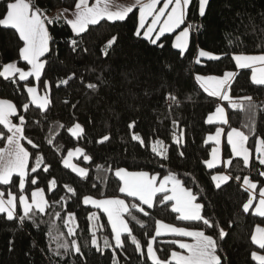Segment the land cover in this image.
Instances as JSON below:
<instances>
[{"label":"trees","instance_id":"trees-1","mask_svg":"<svg viewBox=\"0 0 264 264\" xmlns=\"http://www.w3.org/2000/svg\"><path fill=\"white\" fill-rule=\"evenodd\" d=\"M14 1L0 0V18L6 15L7 4ZM26 1L33 10L40 9L42 18H46L50 51L43 57L47 63L39 82L0 76V99L16 105L15 120L19 121L20 115L25 117L24 136L33 141L29 145L22 140L30 153L23 191L16 175L9 184L0 187L6 194L11 191L17 195L42 188L47 207L44 213L34 210L33 218L23 222L19 220L20 213L11 220L6 213H0V264H154L147 249L155 236L157 221L213 236L222 264H259L252 254L264 249L252 241V236L254 228L264 223V217L255 214L252 208L247 213L243 211L250 192L242 181L250 176L259 188L264 186V176L260 175L264 166L255 158L245 166L243 159L231 158L227 145L224 156L231 158L232 163L226 171L232 179L220 189L215 188L212 177L222 167L209 169L204 161L210 159L213 148L207 137L217 127L208 123L207 118L219 100L205 93L195 76L237 72L230 95L244 107L233 110L228 106L227 128L243 131L251 146L258 137L264 138V85L254 84L252 70H238L232 58L234 54H264V0H210L204 16L199 13V0H191L186 22L176 32L165 35L157 43L159 46L142 33L134 34L139 30L138 7L124 21L103 20L84 33L75 34L66 21L53 18L52 14L59 9H75L79 0ZM187 25L193 33L188 49L182 52L174 47L173 41L176 33ZM113 37L116 40L108 47ZM72 40L77 41L75 46ZM22 47L23 41L14 29L0 27V72L11 62L27 67L19 55ZM199 50L222 58L199 61ZM35 83L49 96L46 109L34 106L29 99L27 87ZM88 84L96 87L89 88ZM169 93L177 97L178 103L167 99ZM242 97H251V101ZM25 103L29 105L27 111L23 109ZM250 104L254 106L251 109ZM174 120L178 126L173 125ZM132 121L136 122L134 129L128 127ZM77 122L84 133L73 137L68 129ZM181 130L184 142L177 145L172 133L179 136ZM0 133L3 147L10 132L0 124ZM133 133L139 134L143 143L132 139ZM105 135L110 138L101 143ZM157 140L166 149L164 157L151 151ZM76 148L84 151L78 161L88 169L86 177L63 163L66 154ZM84 156L91 159L85 161ZM38 157L40 166L32 172ZM118 168L160 177L175 174L198 196L197 202L204 204L202 215L213 226L210 228L202 221L179 220L178 214L171 210L172 203H162L163 194H158L154 206L149 208L120 193L121 182L115 176ZM33 179L37 181L35 184ZM53 179L55 187L50 184ZM69 187L74 191L69 192ZM86 196L124 197L128 201L129 213L125 218L131 233L123 236L122 247L116 245L105 214L83 204ZM141 207L147 215L139 211ZM93 212L96 218L90 219ZM69 213L76 220L75 235H69V225L65 223ZM220 228L227 233L222 241ZM93 231L99 249L92 244ZM60 234L61 242L66 241L69 248L59 249L60 255H56L53 237ZM105 239L109 247H105ZM155 239L161 255L168 257L173 245L162 238ZM76 245L82 254L76 253Z\"/></svg>","mask_w":264,"mask_h":264},{"label":"snow or ice","instance_id":"snow-or-ice-1","mask_svg":"<svg viewBox=\"0 0 264 264\" xmlns=\"http://www.w3.org/2000/svg\"><path fill=\"white\" fill-rule=\"evenodd\" d=\"M158 0H151L150 3L144 4L142 0H132L127 6H122L116 11L110 10L108 0H95L92 6H89L88 0H79L76 4L78 11L75 14L74 19H70L67 23L71 26L76 34L84 33L89 25H96L100 23L101 20L106 19L109 22L124 21L128 18L129 14L133 13L134 10L139 6V18H140V28L144 27V20L146 16L152 17V25L155 26L161 17L165 15L166 10H168L169 5H174L171 8L170 13L163 22V27L159 29V35H163L165 32H170L173 28L178 27L183 23L184 18V7L190 3V0H165L163 7L156 11ZM210 0H199V13L204 16L206 9ZM155 13V14H154ZM46 18H42L40 9L33 10V6L30 2L26 0H15V2H10L7 4L6 15L0 18V27L14 29L19 38L23 41V47L19 49V55L23 61H26L30 65V69L25 71L17 67L15 63H8L3 67V71L0 72V76L5 79L14 78L16 74H19L20 81H26L29 77H35L36 81L39 82L41 75L45 69L47 63L46 60H42L46 53L50 51V34L45 23ZM153 27H149L147 31L143 32V36L151 39L150 33L153 32ZM136 36H140L141 32L137 30L134 33ZM182 36L187 38L189 36L188 30L182 33ZM152 39V43L157 45V40ZM116 37L108 41V47H111L115 42ZM185 41L177 43L176 47L183 49L186 44ZM72 45H76L77 41L72 40ZM159 46V45H157ZM105 55H107V50H105ZM200 57L219 60L222 58L221 55L212 54L207 51L201 50L199 53ZM233 60L237 69H245L251 67L254 63L264 64V54L262 55H245V54H234ZM199 62V61H198ZM237 72L226 71L222 76H202L197 75L195 79L199 82L201 88L205 93L214 98H219L223 101H228L231 109H241L243 110V104L236 103L230 95L231 84L234 81ZM251 80L254 84L264 85V73L259 77L253 73ZM61 83H67V81H61ZM47 87V85H46ZM87 87L95 88L96 85L88 84ZM27 92L31 96V102L33 104L39 105L41 108L46 109L50 104V99L47 93L44 96L39 95L38 88L35 86L27 87ZM167 99L173 102H177V97L169 93ZM242 100L251 101V97H242ZM29 105L25 103L23 109L27 111ZM253 105H249L251 109ZM17 113V108L14 103L9 100L0 99V124L4 125L11 135L7 136V145L9 147L5 149H0V183L7 185L10 183L13 174H18L20 177L19 188L23 191L26 183V177L28 176V162H29V151L21 143L22 140H27L29 145L33 144V141L24 136V125L26 123L25 117L23 115L19 116V124H13L10 117ZM214 121H220L227 124L226 109L221 105L217 106L212 114L208 116L207 122L213 123ZM174 126H178L177 121L172 122ZM135 121H132L128 127L130 129L135 128ZM68 131L73 137H80L84 133L83 126L77 122L74 126L70 127ZM222 129H217L214 135H208L207 139L209 141H214L217 146L221 144V132ZM183 130H181L180 135L177 136L175 132L172 133L174 143L180 145L184 142L183 140ZM3 134L0 133V137ZM109 136L105 135L101 143L109 140ZM132 139L140 141L143 143V139L139 134L133 133ZM248 140V136L245 135L243 131L233 128L227 136V142L231 146L232 153L235 157H242L245 166L249 165L250 162V152L249 149L245 147V142ZM261 146V151H264V138L259 141ZM151 151L156 153L160 157L165 156V147L162 141H155L151 145ZM78 154H83V149L76 148L74 151L68 152V159H65L63 163L71 168L74 172L78 173L81 177H86L88 175V169L83 167H78L77 165L71 163V158ZM183 156V152H180ZM212 158L204 161L209 169L216 167L218 160L220 159V149L219 147L212 149ZM91 157L85 156V160H90ZM41 159L37 158L36 167L31 169L32 172H36L37 168L40 166ZM231 159L228 160V164H231ZM259 163L264 165V159H259ZM47 169H45L46 171ZM264 176V172L260 173ZM115 176L122 182V186L119 187V192L122 194H127L129 197L138 198L143 205L152 208L154 206V197L157 193H168L163 196L162 203L165 201H174L171 210L178 213V219L182 221H202L203 224L208 227H212V223L209 219L202 215V210L204 209V204L198 203V196L193 193L189 188H186L182 181L177 178L175 174H169L163 178V182L156 186V176H150L147 172H129L124 168H118L115 170ZM230 175L218 174L212 177L215 182V188L220 189V187L231 180ZM236 180H240L239 176L235 177ZM37 181L32 180L35 184ZM52 187H55L56 181L53 179L50 182ZM168 185H171L169 188ZM243 185L245 189L252 192L253 195L248 199L246 203L243 204V211L247 213L250 207L253 205L255 197V190L257 189V183L252 182L248 177L244 178ZM67 187V186H66ZM69 192H73L72 188H68ZM43 190L38 189L31 193L32 201L29 202L26 196L20 197V203L23 207V215L19 217V220L23 222L26 218L32 219L36 214L35 210L39 213H44L47 207V201L43 196ZM7 201L3 197V193H0V213H7V218L9 220L14 218L15 212V196H12ZM84 205H92L98 209H102L104 213L107 214V220L111 224L112 231L115 233V242L117 246L122 247V234L131 233V228L128 222L124 218L125 213H129V207L124 199L110 198V199H95L92 196H86L83 198ZM139 211L147 215L144 208H139ZM31 214V215H30ZM255 214L264 217V189L260 191V199L257 207L255 208ZM59 215V213H57ZM96 218V213H92L90 219ZM135 219V217H133ZM65 223L68 226L69 235H75V228L72 226L75 223V217L73 213H69ZM257 233L259 236L253 235L252 241L259 245L261 249H264V229L257 227ZM164 234H174L180 237L192 238V243L173 241L178 244L179 248L182 250H187V254H182L181 252L173 251L171 253L172 260L176 261V264H222L221 256L217 254V240L211 235H206L202 230H190L184 227H177L171 224L164 223L163 221H157V227L155 238ZM52 234L49 233V236ZM61 236L57 235L53 237L56 241V255H60L59 249L68 250L69 244L64 241L61 242ZM227 236V233L223 228L219 229V238L222 241ZM132 240L135 242L136 238L133 236ZM75 241L73 244L75 245ZM92 244L99 249V244L97 242L95 231H93ZM105 247H109V242L107 239L104 240ZM76 253H81L79 245L75 246ZM148 255L154 261V264H170V262L161 261L155 251L153 250L152 243L148 245ZM82 254V253H81ZM253 258L259 262V264H264V255H259L253 253Z\"/></svg>","mask_w":264,"mask_h":264},{"label":"crops","instance_id":"crops-1","mask_svg":"<svg viewBox=\"0 0 264 264\" xmlns=\"http://www.w3.org/2000/svg\"><path fill=\"white\" fill-rule=\"evenodd\" d=\"M15 2V1H14ZM27 2V1H26ZM132 2V0H108V3H109V7H110V10H112V11H116V10H118L120 7H122V6H127L129 3H131ZM151 2V0H142V3H144V4H147V3H150ZM164 2H165V0H158V3H157V8H156V11L158 12V10H159V8H161V7H163V4H164ZM190 2H191V0H190ZM95 3V0H88V4H89V6H92L93 4ZM189 5H190V3L187 5V6H185L184 7V18H183V23L182 24H180L178 27H175V28H173V30L172 31H170V32H165L163 35H159V29L161 28V27H163V22H164V20L167 18V15L170 13V11H171V8L174 6V5H169V8H168V10H166V12H165V15L163 16V17H161V20L160 21H158L157 22V24L155 25V26H153L152 25V23H151V21H152V17L151 16H146L145 17V20H144V27L143 28H140L139 27V31L142 33V35H143V32L144 31H147V29L149 28V27H153V32L152 33H150L149 35H150V37H151V39H149V38H146L147 40H149V41H152V39H156L157 38V36H159V39L157 40V43L165 36V35H168V34H171V33H174V32H176L185 22H186V19H187V11H188V8H189ZM138 8H139V6H137ZM78 11V9L77 8H75V9H73V10H69V9H59L58 11H56V12H54L53 14H52V17L53 18H57V19H62V20H64V21H68V20H70V19H74L75 18V14H76V12ZM155 14V13H154ZM139 19V25H140V18H138ZM104 20H106V19H104ZM101 21H103V20H101ZM100 21V22H101ZM46 23V22H45ZM69 25V24H68ZM46 26H47V24H46ZM70 26V25H69ZM91 25H89L88 26V28L90 27ZM70 28H71V26H70ZM87 28V29H88ZM71 30L73 31V33H75L74 32V30L71 28ZM185 30H188V32H189V36L187 37V38H185V37H183L182 36V33L185 31ZM192 33H193V29L191 28V26L190 25H187L186 27H184L183 29H181L180 31H178V33H176V35H175V37H174V41H173V45H174V47L176 48V49H178V50H180V51H182V52H185L187 49H188V47H189V43H190V39H191V35H192ZM76 34V33H75ZM80 34H82V33H80ZM185 39H186V44H185V47L183 48V49H179V48H177L176 47V45H177V43H181V42H183V41H185ZM200 51L201 50H199V52H198V58H200V56H199V53H200ZM202 58H204V57H202ZM41 59L43 60V57H41ZM26 64H27V62L26 61H24ZM11 63H15L16 65H17V67H19V68H21V69H24L25 71H27V70H29L30 69V65H28L27 64V67L26 68H23L22 66H20L18 63H16V62H11ZM248 69V68H247ZM44 72V71H43ZM43 74V73H42ZM42 76V75H41ZM197 76V75H196ZM195 76V77H196ZM14 78H18L19 79V74L17 73L16 74V76L14 77ZM29 79H32V80H34V81H36V79H35V77H29L28 78V80ZM197 81V80H196ZM197 83H198V85L200 86V84H199V82L197 81ZM32 86H35V87H37L38 88V86H37V84H34V85H29L28 87H32ZM39 90V89H38ZM29 95V94H28ZM29 99H30V101H31V96L29 95ZM13 103V102H12ZM32 103V102H31ZM223 103V102H222ZM238 103V102H237ZM33 104V103H32ZM34 106H36V107H39V108H41L39 105H36V104H33ZM41 109H43V108H41ZM227 117H228V110H227ZM211 124H216V125H218V126H220L219 125V122H217V121H214L213 123H211ZM225 125V124H224ZM227 126H228V123L225 125V127H226V133H228V128H227ZM210 142V141H209ZM129 172H132V171H129ZM150 176H156L157 177V179H156V181H155V183H156V186L158 187L159 185H160V183H162L163 182V178L164 177H160V176H158V175H152V174H149ZM229 175V174H228ZM121 182V181H120ZM0 184H2V183H0ZM121 186H122V182H121ZM168 187L170 188L171 187V185H168ZM158 194H163V195H165V194H168V195H170L171 193L170 192H168V193H157L156 194V196L158 195ZM124 195H126L127 196V194H124ZM156 196L154 197V203H155V198H156ZM129 197V196H128ZM94 198V197H93ZM112 198H119V199H124L125 200V202H126V204L128 205V207H129V203H128V201L124 198V197H112ZM130 198H133V199H135V200H138L139 201V199L138 198H135V197H130ZM95 199H97V198H95ZM103 199H110V198H103ZM140 203H142L141 201H139ZM172 204L174 203V201H170ZM87 206H90V207H92V208H94V209H96V210H99V211H101V212H103V210L102 209H98V208H96V207H94V206H92V205H87ZM252 210L254 211L255 209H253L252 208ZM255 212V211H254ZM104 213V212H103ZM105 214V216H106V218H107V214L106 213H104ZM126 214V213H125ZM125 214H124V218H125ZM178 214V213H177ZM178 216H179V214H178ZM125 220H126V218H125ZM108 221V220H107ZM127 221V220H126ZM108 223H109V226H110V229H111V232H112V234H113V236H114V238H115V233L112 231V228H111V224H110V222L108 221ZM165 223V222H164ZM167 224H169V223H167ZM172 225V224H171ZM175 226V225H174ZM130 227V226H129ZM156 227H157V225H156ZM177 227H179V226H177ZM184 228H186V227H184ZM188 229H190V230H198V229H192V228H188ZM126 234H128V233H123L122 234V237H121V239L123 238V236L124 235H126ZM156 238H162V240L163 241H165V242H167V243H170L171 245H173V248L171 249V252H170V254L168 255V257H163L162 255H161V253L159 252V250L157 249V247H156V239H155V241H153V240H151L150 241V243H152V247H153V250L155 251V253H156V255H157V257L161 260V261H165V262H170V264L171 263H174V264H176V261H174V260H172V258H171V253L173 252V251H177V252H181L182 254H187V250H182V249H180L179 248V246H178V244H176V243H174L173 241H177V240H179V241H182V242H187V243H192L193 242V240H192V238H187V237H180V236H177V235H174V234H164V235H161V236H158V237H156ZM256 244V243H255ZM257 245V244H256ZM259 246V245H258ZM255 253H257V254H259V255H264V252H261V251H258V252H255Z\"/></svg>","mask_w":264,"mask_h":264},{"label":"rangeland","instance_id":"rangeland-1","mask_svg":"<svg viewBox=\"0 0 264 264\" xmlns=\"http://www.w3.org/2000/svg\"><path fill=\"white\" fill-rule=\"evenodd\" d=\"M213 54V53H212ZM259 55H262V54H259ZM202 59V57H200L199 58V61ZM205 59H207V58H205ZM7 65V64H6ZM245 69H247V68H245ZM248 69H251L252 70V75H253V73L255 72V74L257 75V77H259L262 73H264V64H261V63H259V62H257V63H254L251 67H249ZM238 70H240V69H238ZM203 76V75H202ZM36 82V81H35ZM36 84V83H35ZM32 85H34V84H32ZM201 87V86H200ZM38 93H39V95H41V96H44L46 93L45 92H41L40 90H38ZM218 100H219V105L218 106H223L225 109H226V118H227V121H228V117H227V110H228V106H229V103L230 102H228V101H223V100H221V99H219V98H217ZM234 100V99H233ZM236 103H237V101L236 100H234ZM223 102V103H222ZM17 108V107H16ZM17 113H18V110H17ZM17 113L16 114H14L13 116H11L10 117V120H11V122L13 123V124H19V121H17V120H15V116L17 115ZM208 119V118H207ZM217 122H219V125L220 126H218L217 125V127H216V129H215V131L213 132V133H211L212 135H214L215 133H216V131H217V129H222L223 131L221 132V144L219 145V146H217L216 145V143L214 142V141H210L212 144H213V148H216V147H219V149H220V159L218 160V162H217V165H216V167H222V170H220V171H218V172H215L214 174H213V176L214 175H218V174H224V175H228V173H227V171H226V167H228L229 166V164H228V160L229 159H231L232 157H235L234 156V153H232V150H231V146L228 144V142H227V136H228V134L231 132V130L233 129V128H231V129H229L228 130V133H226V127H225V125H224V123L223 122H220V121H217ZM239 130V129H238ZM241 131V130H240ZM10 135H11V133H10ZM246 135V134H245ZM262 137H258L256 140H255V142H254V145L253 146H251L250 144H249V139L245 142V147L246 148H248L249 149V152H250V162H251V160L253 159V158H255V159H257L258 161H259V159H264V151H261L260 149H261V146H260V144H259V141H260V139H261ZM207 141L209 142V140L207 139ZM21 143L23 144V141H21ZM24 145V144H23ZM228 145V147L230 148V151H231V158H229V157H225L224 156V150H225V147ZM7 147H9L8 145H7V143L5 144V146H3V147H0V149H5V148H7ZM25 147V146H24ZM212 148V149H213ZM75 149H73V150H70V151H74ZM83 154H84V151H83ZM83 154H78V155H76V156H73L72 158H71V163H73V164H75V165H77L78 167H83V168H86L82 163H80V161H78V160H81V157H82V155ZM211 154H212V152H211ZM85 157V156H84ZM212 158V156L210 157V159ZM239 158H241L242 159V157H239ZM65 159H68V153L66 154V156H65V158H64V160ZM63 160V161H64ZM84 160H85V158H84ZM85 161H88V160H85ZM250 162H249V164H250ZM29 163V162H28ZM66 166V165H65ZM264 166V165H263ZM216 167H214V168H216ZM69 168V167H68ZM71 169V168H70ZM87 169V168H86ZM72 170V169H71ZM73 171V170H72ZM78 174V173H77ZM19 176L18 174H13V176H12V178L14 177V176ZM245 177H248L252 182H254V183H256L250 176H245ZM244 177V178H245ZM244 178H243V181H244ZM12 180V179H11ZM243 181H242V184H243ZM1 185V184H0ZM244 186V185H243ZM245 187V186H244ZM38 189H42V188H38ZM38 189H34L33 191H36V190H38ZM261 189H264V186H262V187H258V184H257V189L255 190V197H256V199L254 200V202H253V205L250 207V209L251 208H253V209H255L256 207H257V205H258V202H259V199H260V191H261ZM43 190V196H44V198H45V200L47 201V198H46V194H45V191H44V189H42ZM33 191H31L30 193H26V192H23V193H21V194H19V195H17V194H14L13 192H11V191H9V193H11L12 194V196H15V198H16V200H15V212H14V216H17L19 213L21 214V215H23V207H22V204L20 203V197L23 195V196H26L27 198H28V200H29V202H31L32 201V195H31V193L33 192ZM250 192V191H249ZM0 193H3V199L5 200V201H7L8 199H10L11 197L9 196V193L8 194H6L3 190H2V188L0 187ZM253 195V193L252 192H250V197ZM35 210V209H34ZM255 211V210H254ZM6 213V212H5ZM6 215H7V213H6ZM75 223H76V220H75ZM73 226V225H72ZM74 228H75V226H73ZM257 227H259V228H262V229H264V223L263 224H260V225H257L255 228H254V231H253V235H257V236H259L260 235V233H257L256 232V229H257Z\"/></svg>","mask_w":264,"mask_h":264}]
</instances>
